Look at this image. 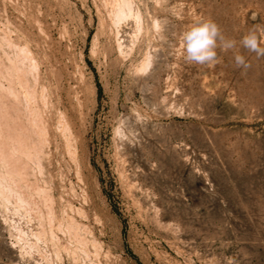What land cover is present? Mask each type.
<instances>
[{"label": "rangeland", "instance_id": "374dc122", "mask_svg": "<svg viewBox=\"0 0 264 264\" xmlns=\"http://www.w3.org/2000/svg\"><path fill=\"white\" fill-rule=\"evenodd\" d=\"M201 19L236 41L214 66ZM253 29L264 0H0V264H264Z\"/></svg>", "mask_w": 264, "mask_h": 264}, {"label": "clouds", "instance_id": "9594fccd", "mask_svg": "<svg viewBox=\"0 0 264 264\" xmlns=\"http://www.w3.org/2000/svg\"><path fill=\"white\" fill-rule=\"evenodd\" d=\"M239 43L244 49L255 53L257 57H264V39L258 35V30H250ZM180 47L186 63L214 66L219 62L217 48L223 51L232 50L236 47V41L226 38L216 22L211 19H201L181 34ZM234 60L237 68L247 70L251 67L245 56L241 54H236Z\"/></svg>", "mask_w": 264, "mask_h": 264}, {"label": "bare ground", "instance_id": "6f19581e", "mask_svg": "<svg viewBox=\"0 0 264 264\" xmlns=\"http://www.w3.org/2000/svg\"><path fill=\"white\" fill-rule=\"evenodd\" d=\"M121 2V1H120ZM130 2V1H129ZM121 5V4H120ZM119 7V6H118ZM117 17H118V19H122V18H124V17H127V16H129V15H131V12H130V8H129V3H127V2H125V1H123V4H122V7L118 10L117 9ZM133 15V14H132ZM135 16V15H134ZM127 19V18H126ZM121 21H123V20H121ZM118 22H120V21H118ZM123 22H125V20L123 21ZM141 22V21H140ZM115 23V22H114ZM117 23V22H116ZM145 67V66H144ZM18 82V81H17ZM0 86H1V83H0ZM2 87V86H1ZM5 89V88H4ZM9 89H11L12 90V88H9ZM8 89V92L10 93V91L11 90H9ZM11 94H12V92H11ZM13 96H14V94H13ZM46 100V99H45ZM7 181V180H6ZM4 183H5V181H4ZM18 185V184H17ZM30 189V188H29ZM18 198V197H17ZM6 200V199H5ZM22 201V200H21ZM25 201V200H24ZM19 202V201H18ZM38 235V234H37Z\"/></svg>", "mask_w": 264, "mask_h": 264}]
</instances>
